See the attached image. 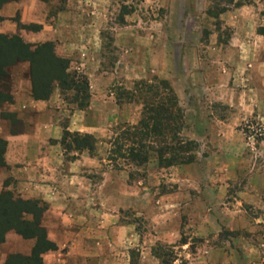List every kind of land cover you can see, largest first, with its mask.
I'll use <instances>...</instances> for the list:
<instances>
[{"label": "rangeland", "instance_id": "rangeland-1", "mask_svg": "<svg viewBox=\"0 0 264 264\" xmlns=\"http://www.w3.org/2000/svg\"><path fill=\"white\" fill-rule=\"evenodd\" d=\"M194 1L199 14L197 30L192 27L194 15L189 12L194 9L188 8L189 3L183 8L182 0L171 7L160 6L155 0H84L83 4L77 1L78 6L92 9L89 11L93 17L91 22L104 24L101 39L106 43L108 56L102 65L105 70L114 72L110 85L114 100L121 98L122 103L118 104L121 108H130L135 119L110 124L103 135L89 133L96 140L93 149L76 148L74 134L86 132H63V149L67 153L78 150L102 154V171L116 170L118 186L128 185L126 192L131 191L136 201L135 209L122 210L123 216L136 223L140 232L168 233V237H164L162 232L163 238L153 245L160 264H264V119L259 115L264 113V97L257 102L251 94L241 93L242 89L249 90L248 82H238L229 72L223 78L209 71L194 75V52L200 54L203 64L206 61L204 41L211 40L218 48L222 42L224 49L232 29L223 24L219 14L223 8L229 9L235 4L231 0ZM65 3V0H57L51 13L65 8ZM237 3L251 6L255 17L259 18L258 26H264V0H238ZM207 5L208 14H200ZM126 12H130L131 17L126 16ZM12 19H18V15ZM125 22L139 24V29H147L154 35L159 34L157 30L162 24L175 27L181 22L186 30H193L188 32L190 40L181 48L177 43L172 46L166 42L158 47L156 41L150 50L146 72V62L142 67L136 52L134 62L127 64L122 56L123 46L110 41V26ZM28 31L22 29L21 32ZM168 35L172 41L177 39L173 30H169ZM198 38L203 44L195 47ZM242 49L247 50V47ZM167 50L176 53L181 50L178 67L172 57L164 67L162 54L168 53ZM24 63L9 68L11 94L18 80L30 79L29 64ZM204 67L207 68L205 64ZM159 68H165L164 72H158ZM174 68L178 74H172ZM139 82L150 90H159V100L166 106L173 105L176 120L168 130L143 137V145H133L119 137L127 127L144 117L143 106L140 99L129 101L123 93L128 88L129 92L134 90L133 86ZM72 95L70 91L66 97L73 99ZM75 104L72 106L77 107ZM164 121L170 124L169 119ZM119 145L124 148L116 152ZM127 145L135 150L126 149ZM131 152L138 153L139 158ZM169 161L173 164H167ZM121 192L127 194L124 189ZM31 239L23 238L14 230L6 232L0 241V264H4L10 254H30L35 244Z\"/></svg>", "mask_w": 264, "mask_h": 264}, {"label": "crops", "instance_id": "crops-1", "mask_svg": "<svg viewBox=\"0 0 264 264\" xmlns=\"http://www.w3.org/2000/svg\"><path fill=\"white\" fill-rule=\"evenodd\" d=\"M56 1L5 3L0 8V15L4 17L0 22V33H20L30 43L53 41L56 53L70 59L71 67L87 76L89 105L86 109H78L66 103L57 86L47 99H35L31 80L27 77L18 80L12 92L13 100L0 104V137L6 142L2 155L5 165L0 166V191L14 189L24 198L39 199L46 205L41 224L56 248L41 254L45 264H160L153 245L157 239L163 238L161 234L168 237V233L140 232L136 223L123 216L122 210L135 209L136 201L131 191L126 192L128 185L124 184L125 188L118 186L116 170L102 171V154L78 150L67 153L63 149L64 130L103 135L108 125L119 121L132 122L135 118L130 108H121L114 100L110 89L114 72L105 70L102 65L108 56L104 47L106 43L101 39L104 24L91 22L93 17L89 11L92 9L87 10L81 4L78 6V0H65V8L52 14V5ZM155 1L165 7L177 4V0ZM233 1L232 8L219 14L223 24L232 29L224 49L221 48L222 42L218 48L211 44V40L204 41V64L209 69L204 67L196 51L193 73L200 75L209 71L223 78L229 72L238 82H248L249 90L242 89L241 93L251 94L254 101L260 102L259 99L264 97V35L257 31L259 18L255 17L254 9L247 4H237L238 0ZM80 3L83 4L84 0ZM182 3L183 8L189 3L188 8L194 9L189 12L194 15L192 27L197 30L199 14L195 1L182 0ZM207 8L208 5L200 14H208ZM16 15L21 23L40 24L41 28L22 34L17 21L12 19ZM138 27L139 24L130 22L115 23L110 26V41L123 46L122 56L127 64L134 62L136 52L142 67L146 62V72L150 50L156 41L158 47L166 42L172 46L177 43L181 48L190 40L188 32L193 30H186L181 22L175 27L160 25L157 35ZM169 30L176 33V40L169 37ZM201 44L203 41L198 38L194 46ZM245 46L247 50L242 49ZM181 53V50L163 52L164 67L170 57L178 67ZM163 69L158 72H164ZM178 73L174 68L172 74ZM259 115L264 119L263 112ZM6 180L10 182L7 186ZM123 189L128 195L121 194ZM165 225L166 222L164 229Z\"/></svg>", "mask_w": 264, "mask_h": 264}, {"label": "trees", "instance_id": "trees-1", "mask_svg": "<svg viewBox=\"0 0 264 264\" xmlns=\"http://www.w3.org/2000/svg\"><path fill=\"white\" fill-rule=\"evenodd\" d=\"M11 1L18 0H0V8L5 3ZM230 2H233V0ZM225 9L227 8H223L220 12ZM128 13L130 12H126L125 14ZM262 15L264 16V10L262 11ZM2 20H4V17L0 15V22ZM15 20L19 29L36 31L41 28L40 24H24L19 19ZM257 31L264 35V26H258ZM20 62H27L29 64L32 95L35 99H47L57 86L64 99L71 104L76 102V108L86 109L88 107L90 92L87 76L76 68H72L70 59L61 57L56 53L53 41L30 43L20 33H0V104L13 100L9 85V68ZM139 83L133 86L132 89L134 90H131V92H129L128 89L130 88H128L123 93L128 96L129 101L140 99L143 106L142 114H144V117L137 124L127 127L126 131L122 132L119 137L133 145H143V137L151 136L152 133L158 134L160 130H162L161 132L166 129L168 130L174 125L176 120L174 118L176 116L174 115L173 105L166 106L164 102H161V99L159 100V90L157 88L150 90L148 87H145L146 85H141L142 82ZM70 91L75 96L73 99L71 96L66 97ZM120 99H117L118 103H122ZM145 113H150V116L148 114L145 116ZM154 114L156 116H153V118L151 115ZM167 119L170 120L169 125L165 124L164 120ZM64 134H70V132L64 130ZM74 136L76 137L75 144L77 149L94 148L96 140L92 134L85 133L80 135L76 133ZM62 143H64V138L62 139ZM0 144V166H3L5 164L2 155L6 142L1 137ZM122 148H124L122 145L117 146L116 152H119ZM126 149H130L128 145ZM131 150L135 149L132 148ZM131 153L136 158H139L138 153ZM161 155H159L160 159ZM171 163L169 161L167 164L170 165ZM5 182L6 186L10 183L9 180ZM45 208L46 205L39 199L22 198L20 195H15L14 191L10 189L0 192V241H3L5 233L9 230H14L25 239L32 238L35 240L30 254H10L4 264H45L41 254L56 248V245L47 238L46 229L41 224V215Z\"/></svg>", "mask_w": 264, "mask_h": 264}]
</instances>
